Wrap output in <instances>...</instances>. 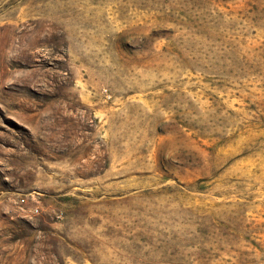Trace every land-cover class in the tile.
Here are the masks:
<instances>
[{"label":"rangeland","instance_id":"374dc122","mask_svg":"<svg viewBox=\"0 0 264 264\" xmlns=\"http://www.w3.org/2000/svg\"><path fill=\"white\" fill-rule=\"evenodd\" d=\"M0 264H264V0H0Z\"/></svg>","mask_w":264,"mask_h":264},{"label":"built area","instance_id":"2783aa9c","mask_svg":"<svg viewBox=\"0 0 264 264\" xmlns=\"http://www.w3.org/2000/svg\"><path fill=\"white\" fill-rule=\"evenodd\" d=\"M23 200H24V199L21 197V198H20V201H23Z\"/></svg>","mask_w":264,"mask_h":264}]
</instances>
